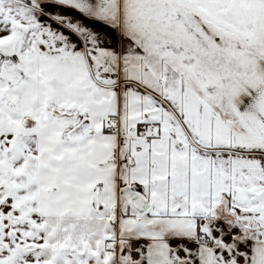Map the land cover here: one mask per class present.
I'll return each instance as SVG.
<instances>
[{"label": "snow or ice", "instance_id": "obj_1", "mask_svg": "<svg viewBox=\"0 0 264 264\" xmlns=\"http://www.w3.org/2000/svg\"><path fill=\"white\" fill-rule=\"evenodd\" d=\"M0 264H264V0H0Z\"/></svg>", "mask_w": 264, "mask_h": 264}]
</instances>
